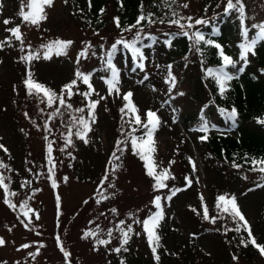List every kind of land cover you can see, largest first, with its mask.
<instances>
[{"label":"rangeland","instance_id":"obj_1","mask_svg":"<svg viewBox=\"0 0 264 264\" xmlns=\"http://www.w3.org/2000/svg\"><path fill=\"white\" fill-rule=\"evenodd\" d=\"M72 3L73 0H54L51 7L45 6L47 18L39 25H32L19 15L22 0H0L3 5L0 42L8 41L0 47V145L7 149V152L0 149V162L8 166L0 167V176L5 178L9 193H15L8 195L15 206L12 208L4 202L5 192L0 188V238L5 241L0 245V264H137L136 261H140L139 264H264V256L259 251L247 249L241 241L233 243L236 224L216 206L218 193L226 198L235 197L257 243L264 245V173L227 167L209 153L216 135H228L227 127H230L231 137L238 134L231 129V119L225 117L227 120L222 122V116L219 118L220 114L227 116L228 113H220L215 106L217 117L210 114L208 102H213V97L206 83L198 77L202 63L193 44L187 55H173L174 60L168 62L157 46L144 51L143 69L137 67L133 58L130 63L117 58L114 65L119 71L120 94L109 95L108 86L101 79L111 77L110 71L105 70L106 53L116 41L153 35L165 43L172 33L183 34L186 30L191 34L189 28L181 29L170 21L178 19L187 25V18L191 17L192 23L202 19L208 24L225 16L227 0H164L157 5L160 13H164L163 19L125 32L119 31L116 25L117 9L113 0H107L106 22L101 30L85 26L76 19ZM185 4L187 7L183 6ZM242 4L243 21L237 10L227 12L236 28L228 29L225 43L234 55L233 61L241 68L245 65L238 47L243 42L242 28L249 29V39L256 34L252 25L264 23V0H242ZM5 19L11 23L4 25ZM16 26L22 33L24 51H21L20 41L6 31ZM55 40L72 41L67 54L53 53L50 59H43L41 46ZM85 49L87 58L81 57L77 63L78 54ZM29 50H40L41 58L31 62L22 60ZM247 63L257 65L251 53ZM77 70L91 74L95 93L90 99L99 103L94 110L95 122H90L87 143L72 135L71 144H66L72 118L88 117V101L79 94L88 91L86 85L78 80L73 88L76 94L71 99L63 93L71 108L59 105L58 101L49 108L46 100L41 103L42 97L35 91L28 94L24 81L31 72L34 81L59 96L64 86L76 79ZM169 71L175 77L174 87L169 82ZM128 92L132 93L130 100L142 121L149 110L155 112L160 121L154 133L153 159L158 165L157 172L168 169L170 173L165 181L167 187L160 194L153 188L154 182L149 181L152 177L146 175L145 162L141 166L133 152L126 149L130 144L126 141L121 145L123 152L116 150V142L126 140L118 131L124 122L118 126L117 118L119 108L127 104L122 94ZM56 108L60 111L52 116ZM79 108L85 111L77 112ZM184 116L191 118V126L183 124ZM202 117L209 125L207 132L199 130ZM45 124L50 130L45 129ZM72 130L74 133L76 128ZM141 134L136 132V136ZM202 136L207 139L200 140ZM49 142L55 166L51 177ZM114 151L120 158L110 163ZM113 164L118 165L114 172ZM106 172L109 179L101 188L102 197L97 189ZM186 178L191 180L190 185ZM109 183L114 187H109ZM173 189L179 191L172 195ZM156 196L162 199L164 219L156 229L160 240L154 256L138 221L157 210L153 205ZM169 196L171 199H167ZM26 200L27 208L32 209L31 223L27 227L23 216L26 209L22 207ZM202 204L210 219L204 218ZM211 218H215V222ZM22 220L25 223H21ZM120 221L124 224L120 225ZM129 225L132 232L128 243L119 253L112 251L121 246L117 226L126 229ZM110 229L111 237L108 236ZM85 232L98 235L84 238ZM241 233L247 237L243 229ZM97 239L110 242L101 245ZM25 244L30 246L22 247ZM61 245L70 253L67 260ZM229 254L232 258L228 261Z\"/></svg>","mask_w":264,"mask_h":264},{"label":"snow or ice","instance_id":"obj_2","mask_svg":"<svg viewBox=\"0 0 264 264\" xmlns=\"http://www.w3.org/2000/svg\"><path fill=\"white\" fill-rule=\"evenodd\" d=\"M53 2H54V0H22L19 15L24 22L30 23L32 25H39V23L41 21H43L47 18L46 13H45V6L51 7ZM183 6L187 7V4H185ZM2 7H3V5L0 4V8H2ZM233 9L237 10L240 13L241 19L243 21L244 8H243L242 0H235V2H233V0H227L225 12L227 13L228 11L233 10ZM144 20H145V17L140 16L137 20V23L139 24ZM187 20L189 21V23L187 25L181 24L180 20H178V19L171 20L170 23L178 25L181 29L192 28L194 26L192 23V18L188 17ZM116 22H117V26H119L118 18H116ZM151 22L152 21L149 20V23H151ZM163 22L164 21H161V23H163ZM10 23H11V21L8 19L3 20L4 25H8ZM205 23H207V22L202 20V19H197L194 21V24H196V25L205 24ZM252 28L256 29V34L254 36H252L251 39H249V37H248L249 29L247 27L242 28L241 35L243 38V42L238 45V47L241 49L240 59L242 61H244L245 64L247 63L248 54L251 53L252 55H255L256 45L259 42L264 41V23L253 24ZM128 30H130V29H128ZM6 31H8L10 33L11 37H14L17 41H20V43L22 45L21 51H24V47H23L24 42H23V37H22L20 27L16 26V27L8 28V29H6ZM213 34H216L215 31ZM166 35H168V34H166ZM183 35L188 37L192 41L194 47L200 45L201 42H203L204 44L214 46L215 48H217L219 50L218 54L222 58L223 67H220V68L215 69V70L208 69L207 71H208L209 75H211L216 80L221 93H223L225 91L226 83L229 80L233 79V77L227 71H225V68L229 65L235 67V62L232 60L231 57H229L228 55H226L224 53L221 45L216 44L211 39H206L205 35L202 32L194 31L190 34L188 31L185 30V31H183ZM148 38L149 39H155V38L150 37V36ZM7 42H8L7 40L4 42H0V47L3 46V43H7ZM71 43H72V41L55 40V41H52L46 45H42L41 48L43 50V59H46V60L50 59L52 57L53 53H55L58 56L59 55H66L67 54L66 50L71 45ZM138 43H140L139 35H137L136 38H134L132 41L118 40L115 43H113V45L111 46V51L106 53L107 60H106V69L105 70L110 71L111 77L110 78L101 77V79L105 80V83L108 86L109 95L113 94V92L120 94L119 88H118L119 71L114 66L113 59H112L113 56L115 55L116 51H117V45L122 44L125 49L130 51L131 56L133 57V60L137 62V67L143 69L144 65H143L142 61L145 59V57L143 55L141 47H137ZM165 43L170 45L171 40L169 39L168 41H165ZM197 50L199 51V48H197ZM81 57L87 58V50L86 49L82 50L78 54L77 63H79V60ZM40 58H41L40 50H29V52L26 56L21 57V59L26 61V62H31L33 60L40 59ZM170 67L171 66H169V68ZM240 70L242 71L243 69H240ZM168 75H169V82H170L171 86L174 87L175 86V77L172 76L171 71H169ZM75 77H76V79L72 80L70 83H68L64 86V88L61 90V95H59V96L53 90L46 88L44 85L34 81L32 79L31 72H28L27 79H25V81H24L26 89L28 91V94L32 95L33 92L35 91V94L39 96L40 93H43V97L41 98V103L45 102V99H46L47 106L49 108H52L53 105L57 101L59 102V105L71 108L70 104H66L63 93L66 92L68 99H71V96L76 94L73 92V88L77 86L78 80L81 81L84 85H86L88 91L81 92L79 94L84 96L85 99L88 101V104H87L88 117L85 118L84 116H80L78 119L76 117L72 118L73 122L68 127V132H67V135L65 137V143L66 144H71L72 135H75L77 138L84 140L85 143H87L86 136H87V133L91 130L90 122L91 123L95 122L94 110L99 103L98 100H91L90 99L92 94L95 93V89L93 88V86L90 82L91 74L83 73V72L77 70L75 73ZM131 96H132L131 92L122 94V99L124 101H127V104L124 107H122L120 111L123 115H129L130 114L129 119L126 121V123H128L130 128H131V131L129 133H123L122 132V135H125L126 138L127 137L131 138V147H132L133 153L136 155H139L140 159L145 162V168L147 170L146 174L149 177H152L153 180L155 181L153 188L156 190L166 188L167 185H166L165 181L170 176L169 170L168 169H161L160 172H157L156 169H157L158 165H156V163L153 159V153L155 151L154 133L157 130L158 125L160 123L159 118L157 117L155 112L149 110L145 114L146 119L144 121H142L141 117L139 115L138 109L130 100ZM104 98L105 97H101V99H104ZM125 109H127V112L125 111ZM59 111H60V109L56 108L55 111L53 113H51V115L55 116L59 113ZM76 111L83 113L85 111V109L79 108V109H76ZM25 115L27 116L28 114L25 113ZM236 115H237V113H236L235 109H233L230 113L227 114V118L231 119V120H235ZM262 122H264V121H262ZM73 127L76 128V131L74 133L72 130ZM45 129L50 130V129H47V124H45ZM208 129H209V125H208L207 121L203 120V117H202V124H201V127L199 130L202 132H207ZM137 131H140L142 134L140 136L133 135V133H135ZM45 139L47 140V137H45ZM201 139L206 140L207 136H202ZM122 144H126V140H118L116 142V150L117 151L123 152L124 149L121 148ZM0 149H3L5 152H7V149L4 148L3 145H0ZM63 150L64 149H61V151H63ZM47 152H48V157H49L48 158V164L50 165L48 171H49V176L51 177L53 175V171H54V167H55L53 164L52 158H51V153H52L51 142H49V144H48ZM119 158L120 157L116 155V151H114L112 154V160H110V163H112L113 160H119ZM170 163H174V162H170ZM251 163H252V169L251 170L264 173V159H260V160L253 159L251 161ZM234 166L238 167V165H234ZM0 167L7 168L8 166L6 164H3L2 162H0ZM117 167H118V165L113 164V169H112L113 172L116 170ZM193 169L195 170L194 164H193ZM66 179L67 178H65V180ZM108 179H109L108 173L106 172L104 177L102 178L100 187H98V189H97L98 192H101V188L103 187L104 182L108 181ZM4 180H5V178L3 176H0V188H3V190L5 192L4 202L6 204H8L9 207L15 208V206L12 205V203L8 199V195L14 196L15 193L14 192L9 193L8 187L4 183ZM186 181L189 185L191 184L190 179L186 178ZM52 186H53V188L56 187L55 180L52 181ZM108 186L114 187V185H112L111 183H109ZM176 191H179V190L173 189L172 195H175ZM101 196L103 197V192H101ZM104 198L106 199L107 197H104ZM167 199H171V196L167 197ZM201 199H203V198L201 197ZM57 200L59 202V197H57ZM153 205L158 211H156L155 213H150L143 221H138V223L142 224L143 231L147 235V240H148L149 246L152 248V252L155 256L157 247H159V240H160V237L157 235L156 229L159 225V222L163 219V211H162L161 197L160 196H156L154 198ZM216 206L220 211H222L223 213H227L228 215H230L232 217L233 221L236 224L234 231L240 232L241 229H243L244 231L247 232V239L241 238V244H243L245 247H247L249 244H251L253 247L258 249V251L260 252V254L262 256H264V245H260L257 243L256 239L253 236L251 226L248 223V221L245 219L242 212L240 211L239 206L236 203L235 197L226 198L223 195L219 196L217 198V205ZM22 207L26 209L25 211H23V216L26 218L27 223H25L24 220H22L21 223H25V227H27L28 224L31 223L29 213L32 211V209L27 208V200L24 201V204ZM112 211L115 212V209H113ZM193 211H196V210L193 209ZM203 215H204L205 219H210V217L208 216V211H207L206 207L204 209ZM37 218H38V215H37ZM211 219L213 220V222H215V218H211ZM123 224H124V222L120 221V225H123ZM117 230L120 232L121 237H122L121 238V246L113 249L112 251L119 253L121 251V248L128 243V240L130 238L129 233L132 232V228L130 225L126 229L123 227L117 226ZM230 230H233V229H230ZM97 235L98 234L95 232H85L84 238H88L89 236L97 237ZM111 235H112V230L110 229L108 231V236L111 237ZM59 239L60 238L57 237L58 244H59ZM109 242H110L109 240L97 239V243L101 244V245H107ZM4 243H5V241L2 238H0V245H3ZM29 246L30 245L25 244L22 247L28 248ZM40 247H43V245H40ZM61 251L64 253V257L67 260L68 257L70 256V253L65 251L62 245H61ZM36 254H38V252ZM30 255L34 256L35 254L30 253ZM156 259L158 260L159 257L156 256ZM234 259H235V257H234Z\"/></svg>","mask_w":264,"mask_h":264},{"label":"trees","instance_id":"obj_3","mask_svg":"<svg viewBox=\"0 0 264 264\" xmlns=\"http://www.w3.org/2000/svg\"><path fill=\"white\" fill-rule=\"evenodd\" d=\"M113 1L117 9L116 18L119 20V26L117 27L121 32L136 28L137 26L145 28L149 25H152L156 20L159 21L164 18V13H160L157 8V5H160L164 0ZM106 3L107 0H73L72 5L74 16L83 25L90 26L95 30H101L105 26L106 22L104 18V11L107 6ZM140 16H144L145 20L138 24L137 20ZM149 20L152 22L149 23ZM193 25L194 26L192 28H189L190 31L202 32L206 39H211L216 44L221 45L224 53L234 60V55H232L231 51H229L225 46L227 37L226 33L228 32V29L236 28L233 27L230 21L229 13H226L225 16L219 17L216 19V21H210L208 24L205 23L196 25L193 22ZM214 31L216 34H213ZM150 37L155 39H149L148 37L142 38L140 39V43L137 44V47H141L142 52H144L155 49L157 46L159 47V50L162 51V57H165L167 62L174 60L173 55H187L191 49V44H193L188 37L180 33H172L169 35L168 38L171 40V44H168V46H166L164 42L162 43V40L159 38V36L152 35ZM168 38L166 41L169 40ZM194 48L197 51L202 63L200 67L201 74L198 77H201V82L206 83L207 88L210 90L213 97L212 101L214 103L208 102L209 108H211L210 114L215 118L217 117L213 110L215 106L220 111V113H230L233 109H235L237 113L235 120H231L230 122L232 123L230 124H232L231 129L235 130L238 136L231 137L229 134L230 127H227L226 130L228 135H223L220 133L219 135H216L213 138V143L209 147L211 149V152L209 153L213 159L217 160L218 162L220 161L227 167H233L236 168V170L252 169L251 161L253 159H264V122H262L264 121V42H259L255 48V55L253 56L257 65L246 63L241 68L235 63V67L229 65L225 68V71H227L233 77V79L226 83L225 91L223 93H221L216 80L211 75H209L207 71L208 69L215 70L223 67L222 58L218 54L219 50L214 46L204 44L203 42ZM197 48H199V51ZM117 58L126 59L127 62H129V60L133 57L131 56L130 51L125 49L123 45L120 44L117 45V51L112 58L113 64ZM168 69H172V67L169 68L168 66ZM240 69L243 70L241 71ZM199 86L203 90L201 83H199ZM39 96L43 97V95ZM122 107L123 106H121L118 110L119 115L117 118V122H119L118 126L124 124L122 128L118 127V131H120L121 134L122 132L129 133L131 131L129 124L126 123V120L129 119L130 114L123 115L120 111ZM125 111L127 112V109H125ZM220 117L222 122L227 120L225 119L227 116L220 114L219 118ZM121 122L124 123L122 124ZM192 122L193 121L189 116H184V125L191 126ZM133 135H136V132L133 133ZM123 136L127 141V145L130 144L128 145L129 147H126V149L133 152L131 147V138H126L125 135ZM200 140L202 139L200 138ZM133 155L137 158V160H139V163L142 166L143 161L140 159L139 155L134 153ZM234 165H238V167ZM149 179V181H153L155 183L152 178ZM158 193H162V189H159ZM219 196L220 194L218 193L217 198ZM201 206L203 209H205L203 204ZM156 211L158 210H155L153 213ZM221 218L224 217L221 216ZM241 238L247 239V237L243 235L241 231L235 232L232 238L233 243L235 244L236 240L240 242ZM247 249L258 251V249L253 247L251 244L247 246ZM231 255H233V253H231ZM231 255H228V261L232 258ZM196 261L198 262V259ZM138 262L136 261L137 264H139ZM226 264L230 263L228 262Z\"/></svg>","mask_w":264,"mask_h":264}]
</instances>
